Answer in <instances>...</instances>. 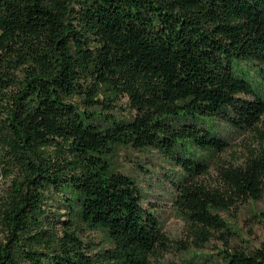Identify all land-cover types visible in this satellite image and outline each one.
<instances>
[{
    "label": "trees",
    "instance_id": "16d2710c",
    "mask_svg": "<svg viewBox=\"0 0 264 264\" xmlns=\"http://www.w3.org/2000/svg\"><path fill=\"white\" fill-rule=\"evenodd\" d=\"M250 62L264 63V0H0V164L15 174L0 264H150L167 249L139 185L109 159L117 145L157 148L182 169L174 204L192 254L219 235L206 264H264V241L231 245L220 214L262 195L264 150L220 164L215 184L199 179L230 144L215 120L258 131ZM122 97L132 118L111 111ZM52 194L69 209L61 235ZM79 224L108 245L89 247Z\"/></svg>",
    "mask_w": 264,
    "mask_h": 264
},
{
    "label": "rangeland",
    "instance_id": "374dc122",
    "mask_svg": "<svg viewBox=\"0 0 264 264\" xmlns=\"http://www.w3.org/2000/svg\"><path fill=\"white\" fill-rule=\"evenodd\" d=\"M243 66L249 77L254 79L258 90L264 95V63L250 62ZM111 111L123 119L132 118L135 115V110L130 107L127 97H122L116 108ZM214 126L216 132L227 138L230 144L225 152L209 157L210 172L199 178L211 184L216 183L218 178L216 168L220 164L226 161L239 164L251 152L264 150V116L257 125L258 131H233L229 125L219 120L214 121ZM109 159L115 169L135 179L141 189L144 206L159 217L163 232L169 237L170 245L167 249L159 250L152 255L150 264H171L173 262L206 264V254H210L211 249L225 248L226 243L217 235L208 245L211 249L203 251L202 255L196 256L189 251L188 247L191 244L189 223L185 215L179 212L174 204L176 183L182 177L183 171L159 149L147 147L135 150L129 146L117 145L113 148ZM7 172L0 164V202L4 200L15 177L14 173L8 175ZM52 195L54 198L46 206L49 208L50 225H55V233L61 235L59 220L69 218V209L65 207L64 201L59 200L60 196ZM220 214L229 223L228 238L231 245L251 248L260 246L264 241V191L259 198L249 199L237 207L220 211ZM77 229L84 242L90 245L89 247L97 250L101 245H108L103 230H92L84 224H79ZM4 235V227L0 223V240L4 238Z\"/></svg>",
    "mask_w": 264,
    "mask_h": 264
}]
</instances>
